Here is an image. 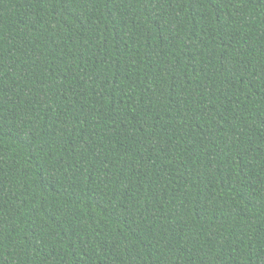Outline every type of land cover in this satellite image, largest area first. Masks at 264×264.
<instances>
[{"label": "trees", "instance_id": "trees-1", "mask_svg": "<svg viewBox=\"0 0 264 264\" xmlns=\"http://www.w3.org/2000/svg\"><path fill=\"white\" fill-rule=\"evenodd\" d=\"M0 264H264V0H0Z\"/></svg>", "mask_w": 264, "mask_h": 264}]
</instances>
